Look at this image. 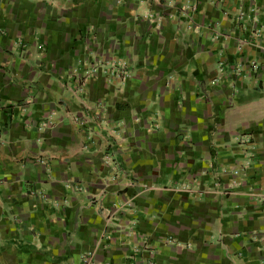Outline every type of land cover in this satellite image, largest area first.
Instances as JSON below:
<instances>
[{
	"label": "crops",
	"instance_id": "crops-1",
	"mask_svg": "<svg viewBox=\"0 0 264 264\" xmlns=\"http://www.w3.org/2000/svg\"><path fill=\"white\" fill-rule=\"evenodd\" d=\"M0 264H264V0H0Z\"/></svg>",
	"mask_w": 264,
	"mask_h": 264
},
{
	"label": "built area",
	"instance_id": "built-area-1",
	"mask_svg": "<svg viewBox=\"0 0 264 264\" xmlns=\"http://www.w3.org/2000/svg\"><path fill=\"white\" fill-rule=\"evenodd\" d=\"M97 69H98V68L96 67V70L93 71V74H95V73L97 72ZM258 69H259L258 65H256V64L254 63V64L252 65L251 72L254 73V74H256V73L258 72ZM129 72H130V67H129V65H127L126 62H123V63L120 64L119 68L116 70L115 73H112L111 71H109V72H108V71H104V74H105V76L108 77L109 79L118 80L119 82H123V81L126 79V77H128ZM93 74H92V75H93ZM75 122H76L77 124H79V123H78V120H75ZM79 125H80V124H79ZM38 162H39L40 164H42V165H46V164H47V163H46V160H44V159H40Z\"/></svg>",
	"mask_w": 264,
	"mask_h": 264
},
{
	"label": "rangeland",
	"instance_id": "rangeland-1",
	"mask_svg": "<svg viewBox=\"0 0 264 264\" xmlns=\"http://www.w3.org/2000/svg\"><path fill=\"white\" fill-rule=\"evenodd\" d=\"M44 1H46V0H44Z\"/></svg>",
	"mask_w": 264,
	"mask_h": 264
}]
</instances>
